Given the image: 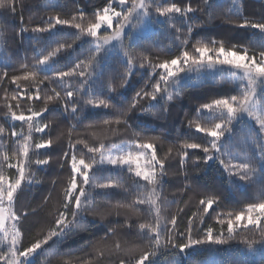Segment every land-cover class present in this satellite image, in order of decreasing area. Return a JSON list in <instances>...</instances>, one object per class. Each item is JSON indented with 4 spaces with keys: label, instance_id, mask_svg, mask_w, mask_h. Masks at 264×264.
Returning a JSON list of instances; mask_svg holds the SVG:
<instances>
[{
    "label": "trees",
    "instance_id": "trees-1",
    "mask_svg": "<svg viewBox=\"0 0 264 264\" xmlns=\"http://www.w3.org/2000/svg\"><path fill=\"white\" fill-rule=\"evenodd\" d=\"M107 2L108 0H16L15 11L7 8L0 10V32L3 33L0 36V68L8 69V76L0 81V125L6 129V135L0 136V141L4 142L0 143V150L8 151L11 155L17 138L11 137L12 127L9 125L14 124L16 131L21 129V122H12L7 115L5 91L10 95L16 89L10 78L24 74L25 69L20 67L21 64L27 63L31 66L35 59L41 57V53L46 55L58 43H71L77 31L67 26H57L50 35L32 33L31 28L46 26L48 17L56 14L62 19H71L73 15L83 11L86 19H91L95 10L102 9ZM159 2L176 3L181 8L190 6L194 11L185 16L175 15L169 20L159 17L153 9L151 21L147 20L146 31L134 35L131 42L128 39L123 41V45H130L132 52L137 55L136 66L123 87L121 84L125 73V57L124 48L120 45L110 49L109 54L97 65L93 76L89 77V83L85 85L87 91L80 92L72 101H68V112L64 111L65 100H57L51 102L48 106L49 111L43 114L42 119L49 123V128L45 133H34L33 139L38 141L41 137L47 139L50 136L54 144L50 149L39 150L51 156L49 164L43 166L33 164L34 182L31 184L23 182L16 194L18 214L27 213L26 218L21 221L23 244L28 246L35 239L41 238L53 225L57 210H63L61 208L63 189L67 186L70 167L62 156L68 146V130L74 125L72 140L83 139L93 146H98L101 141L106 145L113 143L120 145L122 141L159 137L160 139L155 141L157 156L164 158L167 154L166 175L162 180V199L165 201L163 207L167 211L162 214L168 218L172 215L177 217V227L172 232L175 243L187 242L190 218L193 220L191 225L193 239H203L209 227L213 229L214 236L223 234L226 239V243L223 244L203 243L194 245L184 252L169 244L161 247L156 257L151 258L154 264H264V240L259 231L252 229V226H249V229L241 227L232 238H228L227 224L219 222L221 219L226 221L229 212L234 213L248 203L257 202L256 194L264 188V171L257 165L251 179L242 182L238 177H230L216 159L205 164L203 162L205 154L201 150H188L189 156L183 166L177 154L180 144L186 140L206 143L209 139L189 127V121L198 117L196 110L200 105L236 94V85L230 82L227 65L204 67L192 73L186 69L180 73L176 86L169 89L173 99L168 101L167 95L161 93L164 99L141 100L125 117L129 127L124 124L105 126L102 123L105 119H114L119 115V110L127 109L137 91L146 84L145 90L150 91L151 86L159 79L158 75H152L153 70L147 64L143 68L139 66L140 54L146 55L152 64L170 60L184 50L182 42L185 39L188 40L189 51L196 41L210 42L213 39L223 41L226 48L236 45L235 50L242 51L241 46L247 47L249 54L259 51L261 43L264 42V34L258 29L241 28L238 25L244 18L254 21L264 19V0H208L207 3L205 0H159ZM234 4L240 8L239 18L230 11L234 10ZM189 27L192 28L190 34ZM22 28L29 31L21 32ZM90 40L89 37H83L82 40L76 41L73 48L67 49L57 57V68L67 71L78 59H85L91 47L88 42ZM43 75L44 73H41L40 78ZM20 84L22 87H30L31 82L20 81ZM109 86L115 91L109 92ZM41 87L44 90L42 96L52 87L61 91L63 96V90L55 83L45 81ZM77 87L79 83L74 80L73 88ZM31 91L34 92L35 88L32 87ZM90 96L110 99L114 107L104 109L84 104V100ZM10 102L13 105L16 103ZM72 103L77 104L78 111L75 115L71 114ZM150 104H154L155 107H150ZM43 106L42 99L32 102L26 98L21 99V108L26 113L29 107L39 110ZM144 109L147 111H143ZM231 127L232 133H225L227 139L224 151H230L233 156L241 159L245 154L254 156L258 151L255 150L251 135L257 130L255 123L244 117L234 122ZM113 128L117 129L115 133L111 130ZM134 132H140L141 136H134ZM57 136L60 137L59 140L56 139ZM77 149L87 151L83 145H77ZM77 154L79 155V151ZM35 158L34 156L33 159ZM39 158L43 159L44 156L41 155ZM62 163L64 167H61ZM252 163L256 165L255 158L252 159ZM5 171L10 179L16 176L14 168H6ZM98 175L102 182H121L124 188H129V192H125L123 188L90 189L95 207L82 213L77 230L58 246L60 252L71 251V255L48 256L47 253L41 254L38 250V254L33 257L35 264H65L69 260L72 264H81L82 261H91V264H119L121 259L129 260L131 257L123 251H117L116 243H120L121 248L132 245L144 247L148 244L138 229L139 223L151 219L147 206H138L141 209L139 214L117 207L118 204L132 202L134 197L129 186L136 178L127 171L119 172L111 165L101 166ZM209 196L217 198V203L207 214H203V206L199 205V200ZM194 213L197 215L193 216ZM80 228L84 230L81 231ZM109 229L113 231L109 232ZM164 239L166 236L162 237V240ZM98 244L104 248L102 257L94 251V245ZM135 255L138 256L139 253Z\"/></svg>",
    "mask_w": 264,
    "mask_h": 264
},
{
    "label": "snow or ice",
    "instance_id": "snow-or-ice-1",
    "mask_svg": "<svg viewBox=\"0 0 264 264\" xmlns=\"http://www.w3.org/2000/svg\"><path fill=\"white\" fill-rule=\"evenodd\" d=\"M205 2L207 3L208 0ZM15 3L16 0H0V10L7 8L15 11ZM153 9L159 17L169 20L175 15L185 16L194 11L190 6L181 8L176 3H161L159 0H108L102 9L95 10L91 19H86L83 11H80L78 15H73L71 19H62L59 14H56L48 17L46 26L31 28L32 33H49L50 35L53 34V30L57 26H67L77 31L71 43H58L46 55L41 53V57L35 59L31 66L27 63L21 64L20 67L25 69L24 74L14 75L10 78V82L16 85V89L10 95L5 91L7 115L12 122H21V129L16 131L14 124L9 125L12 127L11 137L17 138L14 141L15 148L11 155L8 151L0 150V264H35L33 257L38 254V250L41 254L47 253L48 256H70L71 251L60 252L58 246L77 230L82 213L95 207L90 189L123 188L125 192H129V188H124V185L119 181L102 182L98 173L103 165H111L119 172L127 171L136 178L129 186L134 197L132 202L121 203L117 207L126 208L132 213L139 214L141 209L138 206L146 205L151 216L150 220L138 224L139 234L148 241L146 246L132 245L121 248L120 243L115 244L117 251H123L131 257L129 260L121 259L119 264H146V262L154 264L151 258L156 257L157 251L161 247H166L169 244L173 248H178L180 252H184L194 245L203 243H226L223 234L213 235L211 227L207 228L203 239H193L191 236L193 220L191 218L189 219L187 242L175 243L172 232L177 227V217L172 215L168 218L162 214L167 211L163 207L165 201L162 199V180L166 175L167 154L164 158L157 156L155 141H158L159 137L122 141L120 145L114 143L106 145L101 141L98 146H93L83 139L72 140V131L75 127L73 125L68 130V146L62 156L70 167L67 186L63 189L61 205L63 210H57L53 225L41 238L35 239L28 246L23 244L24 233L21 229V221L26 218L27 213L18 214L16 194L21 189L23 182L28 184L34 182L33 164L37 166L49 164L51 156L46 152L41 153L39 150L50 149L54 144L50 136L47 139L41 137L38 141L33 139L34 133H45V130L49 128V123L42 119L43 114L49 111V104L57 100H65L64 111L68 112V101H72L73 97L79 95L80 92L87 91L85 85L89 83V77L93 76L97 65L109 54V46L114 47L113 41H118L124 48L125 73L121 84L123 87L132 75L137 60V55L132 52L131 46L123 45L125 38L130 42L133 40V35L126 32V29L131 27L135 30L143 21L150 22ZM230 11L238 18L241 16L240 8L235 4L234 10ZM238 26L258 29L261 34H264V19L254 21L244 18ZM27 31H29L27 28L21 29V32ZM188 32L189 34L192 32L191 27ZM2 35L3 33L0 32V36ZM83 37L91 38L88 41L91 45L88 56L82 60L78 59L67 71L58 69L56 58L67 49L73 48L76 41L82 40ZM182 43L185 47L180 55L160 63L152 64L146 55L140 54L139 66L143 68L147 64L153 70L152 75H158L159 79L151 86L150 91L145 90L147 84L137 91L127 109L119 110V115L114 119H105L102 123L105 126L124 124L129 127L125 117L137 107L141 100L146 98L150 101H157L158 98L164 99L161 93L167 95L168 101L173 99V96L169 94V89L176 86L180 73L185 72L186 69L192 71L204 67L215 68L227 65L230 69V82L236 85V94L200 105L196 110L199 115L196 119L189 121V127L209 139L206 143L186 140L180 144L177 154L180 157V164L183 166L189 156L188 150H201L205 154L203 157L205 164L216 159L230 177H238L240 181L247 182L251 179L257 165L264 171V42L261 43L259 51H254L251 54L247 47L241 46L242 51L235 50L237 49L236 45L226 48L223 41L215 39L210 42L198 40L193 44L191 51L187 50V39ZM41 73H44L42 78H40ZM7 76V67L0 68V81ZM74 80L79 83V87L73 88ZM20 81H30L31 85L22 87ZM45 81L55 83L60 87L63 90V96L56 87L44 92L42 96L44 90L41 86ZM32 87L35 88L34 92L31 91ZM108 90L109 92L115 91L111 86ZM23 98L29 102L42 99L44 106L39 110L29 107L26 113L21 108V99ZM10 101L16 103L13 105ZM84 104L104 109L114 107L110 99L92 98L91 96L84 100ZM150 107H155V105L150 104ZM77 111V104L72 103L71 114L75 115ZM143 111H147V109ZM244 117L253 121L257 126V130L251 135L255 150L258 151L254 156L245 154L241 159L238 156H233L230 151H224V147L227 139L225 133L231 134L233 123ZM111 130L113 133L117 131L115 128ZM4 135H6V129L0 125V136ZM133 135L139 137L141 133L134 132ZM59 138L57 136L56 139L59 140ZM0 143L4 142L0 141ZM77 145H83L87 151L78 150ZM171 152L170 148L169 153ZM41 155L44 156L43 159L39 158ZM34 156L35 159H33ZM253 158L256 159V165L252 163ZM61 167H64L63 163ZM6 168H14L16 176L10 179L6 174ZM140 181L144 183H140ZM36 182L38 183V181ZM256 200L257 202L248 203L234 213L229 212L227 214L229 218L226 221L223 219L219 221L221 224H227L228 238H232L238 228L249 229V226H252V229L260 232L261 238L264 240V188L257 192ZM215 203H217V198L211 196L199 200V205L203 206V214H207ZM196 215L197 213L193 214V216ZM79 230L83 231L84 229L80 228ZM112 231L109 229V232ZM164 236L166 239L162 240ZM103 239L102 237L101 240L103 241ZM44 246H48V248ZM94 251L100 257L104 255V248L99 244L94 245ZM136 253L139 255H135ZM65 264H72V261H66ZM81 264H91V261H82Z\"/></svg>",
    "mask_w": 264,
    "mask_h": 264
},
{
    "label": "rangeland",
    "instance_id": "rangeland-1",
    "mask_svg": "<svg viewBox=\"0 0 264 264\" xmlns=\"http://www.w3.org/2000/svg\"><path fill=\"white\" fill-rule=\"evenodd\" d=\"M148 26V23H147V20L143 21L138 27L137 29H132L131 27H129L128 29H126V32L128 33H131L134 37V35H138V34H141L142 32L144 33L146 31V27ZM111 31V30H109ZM127 38H125L123 41H125ZM113 45H110L109 46V49H112V48H116L118 46H120L121 44L118 42V41H113ZM227 70L230 72V69H229V66H227ZM195 70H192V71H189V73H192L194 72Z\"/></svg>",
    "mask_w": 264,
    "mask_h": 264
}]
</instances>
